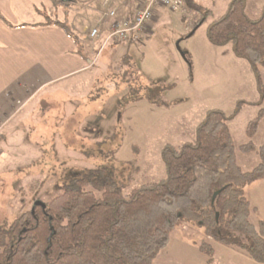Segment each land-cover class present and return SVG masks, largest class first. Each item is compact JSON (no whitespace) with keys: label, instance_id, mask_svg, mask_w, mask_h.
<instances>
[{"label":"rangeland","instance_id":"rangeland-1","mask_svg":"<svg viewBox=\"0 0 264 264\" xmlns=\"http://www.w3.org/2000/svg\"><path fill=\"white\" fill-rule=\"evenodd\" d=\"M198 1L204 6L209 4L208 0ZM226 1L218 0L214 9L216 18L226 11ZM257 4L256 0H248L247 13L252 18L262 14ZM63 7L67 10L72 5ZM189 14L185 8V12L160 21L154 26V33L141 44H110L98 56L92 54V60L97 61L93 69L60 82L67 85V97L65 105L61 102L57 116L58 140L40 145L37 139V144L27 145L36 149L31 159H19L14 145H7V154L0 156V225L11 223L24 209L31 208L35 200H51L68 179L91 169H113L125 195L145 183L160 181L165 178L161 150L166 144L179 148L194 141L196 127L208 110L221 109L231 116L240 101L259 99L257 79L247 61L237 56L226 57L232 51L223 56L222 49L209 42L207 24L197 28L193 35L184 33L182 17ZM63 22L72 29L69 18H63ZM90 29L80 31L88 52L97 47L88 38ZM126 55L131 59L129 66L125 64L128 67L122 64ZM260 75L264 83L263 67ZM97 78L106 80L91 95L98 97L91 99L89 88ZM74 80L77 84L72 89ZM147 87L159 92L165 89L155 97L160 106L142 99ZM261 109L264 104L243 105L229 121L237 162L245 172L260 161L256 152H244L242 147L249 143L256 147L264 144V118L254 135L248 134L250 123ZM36 181L39 185L32 194L29 185ZM246 193L258 210V214L252 215V222L264 221V187L256 183ZM204 241L214 250L211 261L200 248ZM245 262L261 264L238 249L206 238L203 229L194 224L183 223L172 233L168 246L153 264Z\"/></svg>","mask_w":264,"mask_h":264},{"label":"trees","instance_id":"trees-1","mask_svg":"<svg viewBox=\"0 0 264 264\" xmlns=\"http://www.w3.org/2000/svg\"><path fill=\"white\" fill-rule=\"evenodd\" d=\"M73 2L55 0V5ZM183 2L196 16L190 35L208 23L206 35L213 46H236L235 55L247 61L257 79L259 99L240 101L231 116L221 109L208 110L196 127L194 141L179 148L171 144L162 148L165 178L145 183L127 195L113 169L100 167L74 175L51 200L38 205L35 200L11 223L0 225V264H153L183 223L194 224L203 229L206 238L264 264V221L252 222L258 210L246 193L248 186L264 180V144L242 147L244 152H256L260 159L251 171H243L229 126L243 105L264 104L260 75V67L264 68V7L260 17L252 18L247 13L248 0H231L224 15L216 18L212 9L196 0ZM0 18L8 24L1 14ZM45 25L64 30L77 53L84 54L83 40L67 22L56 19ZM122 62L129 66L130 56H124ZM106 78L95 80L91 99L98 97L91 95ZM160 92L144 88L142 99L160 106L155 98ZM263 118L261 109L250 123V136ZM37 185L38 181L29 185L32 194ZM200 248L213 260L209 243L204 241Z\"/></svg>","mask_w":264,"mask_h":264},{"label":"crops","instance_id":"crops-1","mask_svg":"<svg viewBox=\"0 0 264 264\" xmlns=\"http://www.w3.org/2000/svg\"><path fill=\"white\" fill-rule=\"evenodd\" d=\"M137 1L74 0L72 8L66 10L55 5V0H0V14L8 21L7 24L0 18V156L7 154V145H14L19 159H31L36 149L27 145L37 144V139L40 145L58 140L57 116L61 102L65 105L64 98L67 97V85L60 82L93 69L97 61L92 60V54L95 56L99 50L112 46V43L106 44L108 22H101L103 14L115 8L121 18L131 16ZM230 1H226V10ZM256 2L257 9L262 11L264 1ZM208 3L205 7L214 12L218 0H208ZM173 14L164 7L155 8L152 28L160 21L172 18ZM65 17L70 19L72 30L82 40L81 29L100 24V36L93 42L97 44L96 50L86 51L82 41L83 57L77 53L74 41L64 30L55 25H45L47 21H63ZM182 20L184 33L190 34L196 24L195 17L189 14ZM218 48L222 49L223 56L232 51L226 57H236L230 45ZM91 60L92 65L89 64ZM74 82L72 89L76 88L77 83ZM94 82L88 83H91L89 90H92ZM67 108L69 111V106ZM256 183L264 187V180L253 184Z\"/></svg>","mask_w":264,"mask_h":264},{"label":"built area","instance_id":"built-area-1","mask_svg":"<svg viewBox=\"0 0 264 264\" xmlns=\"http://www.w3.org/2000/svg\"><path fill=\"white\" fill-rule=\"evenodd\" d=\"M164 7L173 13L185 12L183 0H138L133 15L120 17L118 10L113 8L103 14L101 22H108L106 44L114 42L141 44L153 33L152 21L154 10ZM100 24L89 30L88 38L97 41L100 36ZM99 50L97 56L101 53Z\"/></svg>","mask_w":264,"mask_h":264},{"label":"water","instance_id":"water-1","mask_svg":"<svg viewBox=\"0 0 264 264\" xmlns=\"http://www.w3.org/2000/svg\"><path fill=\"white\" fill-rule=\"evenodd\" d=\"M63 2H69L70 0H62ZM234 50H236V46L233 48ZM38 204H42V202L38 201L35 203V205H38Z\"/></svg>","mask_w":264,"mask_h":264}]
</instances>
